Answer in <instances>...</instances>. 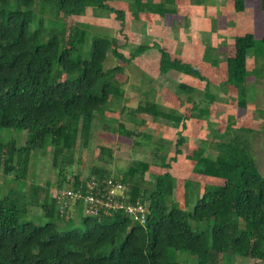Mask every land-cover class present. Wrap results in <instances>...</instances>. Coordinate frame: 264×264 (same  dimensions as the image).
Here are the masks:
<instances>
[{
	"label": "rangeland",
	"instance_id": "1",
	"mask_svg": "<svg viewBox=\"0 0 264 264\" xmlns=\"http://www.w3.org/2000/svg\"><path fill=\"white\" fill-rule=\"evenodd\" d=\"M239 3L243 8L237 10ZM107 4L111 9L90 5L80 15L59 12V19L52 18L47 3L36 6L35 25L42 20L51 28L62 20L67 34L77 26L85 30L88 41L98 35L111 44L116 52L108 54L104 66L113 76L105 80L120 86L122 94L111 96L97 113L88 136L82 121L75 148L64 149L56 164L52 148L47 147L31 152L25 171L17 158L15 171L5 173L1 166L0 197L11 195L28 203L23 220L47 221L41 201L48 192L62 216L59 225L71 217L74 224L66 229H82L83 217L101 216L84 200L85 190L97 189L111 178L123 185L117 190L123 205H135L126 182L138 181L153 189L166 172L173 178L172 202L191 211L207 186L224 182L196 172L195 158L201 156L233 158L241 152L264 173L262 0H107ZM116 10L123 11L125 18ZM245 33L253 35L254 46L247 53L246 81L237 87L229 79L227 59L235 54L236 37ZM86 46L79 45L80 53L88 51ZM163 50L173 60L195 66L201 77L173 68L162 70ZM150 103L175 119L137 111ZM12 138L18 147L24 146L27 133L0 132V144ZM140 162L147 167L131 174V167ZM37 198L40 203H34ZM144 206L147 212V203ZM232 219L235 225L241 223L235 213ZM195 225L197 231L205 227L203 222ZM169 260L199 264L200 259L191 251L170 248ZM209 264H264V260L220 253Z\"/></svg>",
	"mask_w": 264,
	"mask_h": 264
},
{
	"label": "trees",
	"instance_id": "2",
	"mask_svg": "<svg viewBox=\"0 0 264 264\" xmlns=\"http://www.w3.org/2000/svg\"><path fill=\"white\" fill-rule=\"evenodd\" d=\"M42 2L51 6L55 19L59 12L80 15L90 5L111 9L107 0H0V132L27 133L24 146L18 147L15 138L0 144V168L5 173L15 171L16 158L25 171L31 152L47 147L56 164L64 149L75 148L82 121L88 136L97 113L111 96L122 94L120 86L105 80L113 76L104 66L108 54L116 52L111 44L98 35L88 41L85 30L77 26L67 34L62 20L52 19L51 28L42 20L35 25L36 6ZM262 4L264 9V0ZM240 5L237 10L243 8ZM115 12L125 18L123 11ZM80 44L88 51L80 53ZM253 46L252 34L237 36L235 54L227 59L229 79L237 87L248 76L247 53ZM161 68L201 77L195 66L173 60L164 50ZM138 108L154 117L175 119L155 103ZM195 162L196 172L224 182L207 186L191 211L172 202L170 172L160 176L153 189L126 182L132 202L148 205L145 224L117 211L85 216L82 229L67 230L73 218L59 225L62 216L48 192L41 201L47 219L43 224L22 219L28 203L11 195L0 197V264H178L169 260L170 248L197 254L199 264H209L220 253L264 260V173L241 152L233 158L201 156ZM138 167L144 170L147 164L132 166L130 173ZM199 222L205 224L201 231L194 228Z\"/></svg>",
	"mask_w": 264,
	"mask_h": 264
},
{
	"label": "built area",
	"instance_id": "3",
	"mask_svg": "<svg viewBox=\"0 0 264 264\" xmlns=\"http://www.w3.org/2000/svg\"><path fill=\"white\" fill-rule=\"evenodd\" d=\"M122 186V183L110 178L104 181L103 186H99L97 189L92 188L91 190H85L82 194L85 196L84 200H86L94 210H97L95 215L100 213L101 215L103 213L109 215L110 213L123 211L126 214L129 213L131 216L135 217V220H139L141 224H145L148 211L144 212V203L138 202L135 205L124 206L122 201H120L121 196L117 192Z\"/></svg>",
	"mask_w": 264,
	"mask_h": 264
}]
</instances>
